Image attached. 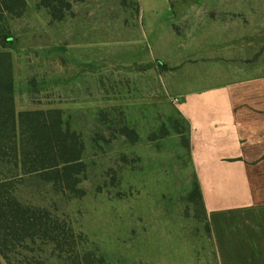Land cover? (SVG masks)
Instances as JSON below:
<instances>
[{
  "label": "rangeland",
  "instance_id": "rangeland-1",
  "mask_svg": "<svg viewBox=\"0 0 264 264\" xmlns=\"http://www.w3.org/2000/svg\"><path fill=\"white\" fill-rule=\"evenodd\" d=\"M26 1L0 18V204L29 220L2 217L0 264H218L177 104L264 74V0Z\"/></svg>",
  "mask_w": 264,
  "mask_h": 264
},
{
  "label": "crops",
  "instance_id": "crops-1",
  "mask_svg": "<svg viewBox=\"0 0 264 264\" xmlns=\"http://www.w3.org/2000/svg\"><path fill=\"white\" fill-rule=\"evenodd\" d=\"M218 264H264V74L184 92Z\"/></svg>",
  "mask_w": 264,
  "mask_h": 264
},
{
  "label": "trees",
  "instance_id": "trees-1",
  "mask_svg": "<svg viewBox=\"0 0 264 264\" xmlns=\"http://www.w3.org/2000/svg\"><path fill=\"white\" fill-rule=\"evenodd\" d=\"M27 1L26 0H0V18H4L5 13L9 12L11 14H20ZM0 31H5L4 28L0 27ZM4 41L10 42L12 41L11 37L3 36L0 37V122H10V126L15 131L17 120H16V112L14 107V79H13V70H12V58L11 53L8 49H5ZM38 114L43 115L42 111H36V112H29V111H23L19 113V117L25 114ZM46 128V123H39L38 128L36 126L35 129L43 130ZM15 140L13 141V147L17 150V147L15 145ZM186 144L188 149H190V141L189 139L186 140ZM19 149V148H18ZM20 153L23 155L25 151L23 150V147L20 149ZM23 159V157H22ZM17 168L20 166L23 168L25 166V161L22 160L21 164H16ZM1 183V182H0ZM1 186V184H0ZM194 193L195 198L198 202V204L201 206L203 212L206 214V209L203 201V196L201 193L199 182L196 178V181L194 182ZM1 196V195H0ZM3 205H6L9 209V212L11 213V217H8L6 214V210L3 207ZM28 213V208L24 207L23 204L14 196H9L7 203L0 204V224L2 221V217H7L5 220H9L8 218H12L14 222H18L21 224L24 221L29 220V217H26L24 214ZM207 219V215L205 216ZM207 228L210 231V225L207 221ZM211 232V231H210ZM0 252L3 253V250L0 249ZM6 256V255H5Z\"/></svg>",
  "mask_w": 264,
  "mask_h": 264
}]
</instances>
